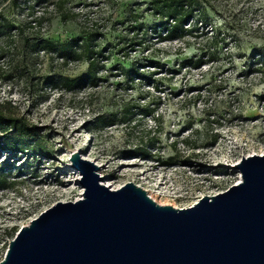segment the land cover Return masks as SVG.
<instances>
[{
    "label": "rangeland",
    "instance_id": "1",
    "mask_svg": "<svg viewBox=\"0 0 264 264\" xmlns=\"http://www.w3.org/2000/svg\"><path fill=\"white\" fill-rule=\"evenodd\" d=\"M202 2L207 27L168 41L150 0H0L17 28L0 35V104L46 153L0 149V261L18 223L82 198L73 153L98 167L99 185L132 183L178 209L226 191L242 157L264 155V0ZM88 36L94 83L67 91L59 80L85 76L86 59L38 44Z\"/></svg>",
    "mask_w": 264,
    "mask_h": 264
},
{
    "label": "water",
    "instance_id": "2",
    "mask_svg": "<svg viewBox=\"0 0 264 264\" xmlns=\"http://www.w3.org/2000/svg\"><path fill=\"white\" fill-rule=\"evenodd\" d=\"M69 159L82 198L18 223L0 264H264V155L242 157L237 184L184 209L132 183L110 190L94 163Z\"/></svg>",
    "mask_w": 264,
    "mask_h": 264
},
{
    "label": "trees",
    "instance_id": "3",
    "mask_svg": "<svg viewBox=\"0 0 264 264\" xmlns=\"http://www.w3.org/2000/svg\"><path fill=\"white\" fill-rule=\"evenodd\" d=\"M203 0H150V7L153 16L160 19L157 28L163 34L164 40H174L182 33H191L199 28L207 27V14L202 6ZM66 15L62 14V19L66 20ZM192 26V28H191ZM187 27V28H186ZM13 29H17L11 24V21L3 16V10H0V35ZM222 37L223 33L219 34ZM218 35V36H219ZM210 39L214 37L210 36ZM89 36L86 38L78 37L61 44L45 43L40 47L49 48L58 58L65 61H82L86 59L87 70L85 76L75 78H62L59 80L65 90L73 91L81 83L88 82L93 84L95 80L96 62L98 52L93 46L89 45ZM222 41V38H220ZM217 44V40L215 41ZM191 65L198 67L201 61L190 62ZM56 85V84H55ZM35 128L28 123L12 115L5 113L4 104H0V149L12 153L33 151L35 156L44 155V148L36 142L34 135ZM33 143V144H31ZM142 156L146 157L144 152Z\"/></svg>",
    "mask_w": 264,
    "mask_h": 264
},
{
    "label": "bare ground",
    "instance_id": "4",
    "mask_svg": "<svg viewBox=\"0 0 264 264\" xmlns=\"http://www.w3.org/2000/svg\"><path fill=\"white\" fill-rule=\"evenodd\" d=\"M77 150H79V152L80 151H82V150H80V146H78L77 147ZM114 173V172H113ZM158 182V181H157ZM159 183V182H158ZM147 184V183H146ZM156 185V184H155ZM115 189V188H114ZM146 189L148 190V191H152V193H154L156 196H158V195H161V194H163V193H165V194H167L168 192H158V191H155L154 190V188L152 187V185H148V186H146ZM61 194L63 193V194H65L67 197H69L71 194H72V192L71 191H68V190H65L64 192H60ZM169 194V193H168ZM153 198V197H152ZM151 199V198H150ZM171 207H173V206H171ZM173 208H175V207H173ZM177 209V208H176Z\"/></svg>",
    "mask_w": 264,
    "mask_h": 264
}]
</instances>
